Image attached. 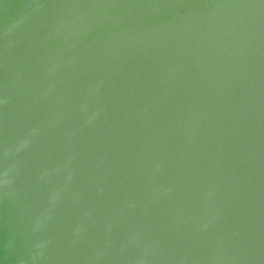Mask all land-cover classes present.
Instances as JSON below:
<instances>
[{
	"label": "water",
	"instance_id": "1",
	"mask_svg": "<svg viewBox=\"0 0 264 264\" xmlns=\"http://www.w3.org/2000/svg\"><path fill=\"white\" fill-rule=\"evenodd\" d=\"M0 264H264V0H0Z\"/></svg>",
	"mask_w": 264,
	"mask_h": 264
}]
</instances>
